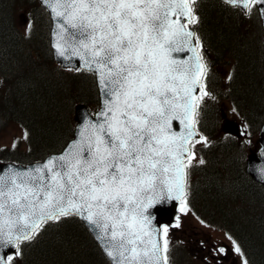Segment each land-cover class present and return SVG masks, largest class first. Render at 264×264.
Instances as JSON below:
<instances>
[{
  "label": "snow or ice",
  "instance_id": "1",
  "mask_svg": "<svg viewBox=\"0 0 264 264\" xmlns=\"http://www.w3.org/2000/svg\"><path fill=\"white\" fill-rule=\"evenodd\" d=\"M44 2L63 19L58 26L69 41L84 50L81 59L90 69L94 64L92 70L106 81L104 119L89 124L63 155L37 166L34 174L0 175V264L22 258V246L33 242L43 226L72 216L98 230L97 239L114 264H167L168 242L151 238L146 213L154 202H185V169L196 159L189 148L197 136L200 97L195 93L199 88L201 96L208 95L200 37L188 27L199 23L197 0ZM225 2L242 5L246 14L249 5L264 6V0ZM181 51L192 55L187 60L171 56ZM172 119L180 120L186 132L166 135ZM201 141L206 137L195 144ZM167 173L172 176L164 178ZM229 240L243 256L239 244ZM8 248L14 251L6 254Z\"/></svg>",
  "mask_w": 264,
  "mask_h": 264
},
{
  "label": "trees",
  "instance_id": "2",
  "mask_svg": "<svg viewBox=\"0 0 264 264\" xmlns=\"http://www.w3.org/2000/svg\"><path fill=\"white\" fill-rule=\"evenodd\" d=\"M195 8L200 19L197 30L213 62H253L251 44L263 41L260 23L254 30L259 31V35L254 32L252 42L253 30L248 29L247 20L238 8L221 0H197ZM22 11H26L30 19L26 29L20 23ZM50 26L49 14L38 0H0V132L16 123L25 131L26 137L23 149L18 145L12 149L0 147V160L29 163L61 151L74 135L76 104L98 103L93 73L63 69L55 62L50 46ZM259 49L262 67L263 45L260 44ZM262 73L264 77L263 69ZM236 84H239L238 88H232ZM244 87V80L233 78L231 97L237 106L244 107L245 104L251 109L244 114L255 113L251 96L255 93L261 101L259 92ZM244 92L247 95H243ZM233 93H239V96ZM202 124L205 134L211 135L210 123ZM210 165L209 162L198 169L189 168L191 201L193 198L195 202V195L217 226L237 239L249 264H264V244L260 245L254 239V235L264 229V188L246 174L244 167L238 170V177L227 175V185L224 186L221 171L220 177H214L213 173L220 168L213 167L215 170H212L208 168ZM76 224L82 227L105 262L110 264L88 229L75 216L43 226L33 242L22 246V258L15 259L12 264H87L89 260L82 259L88 253H79L86 250V244L81 237L71 234L70 228ZM49 239H53L51 244Z\"/></svg>",
  "mask_w": 264,
  "mask_h": 264
},
{
  "label": "rangeland",
  "instance_id": "3",
  "mask_svg": "<svg viewBox=\"0 0 264 264\" xmlns=\"http://www.w3.org/2000/svg\"><path fill=\"white\" fill-rule=\"evenodd\" d=\"M22 12L20 23L21 27L26 29L30 19L26 11ZM257 28L258 18L257 15H253L248 26L249 30H253L252 42H254V32L259 35L260 28L259 31H254ZM254 43L251 44V57L254 58V63L245 62L242 64V61H234L233 72L235 78L245 81V89L260 92L264 90V77L262 67L259 63L260 40ZM231 68L232 64H228L215 69L217 74L212 78L214 86L211 80V86L215 92L213 96L204 98L201 103L203 123H210L209 130L212 131V134L209 135L206 142L201 141L199 144H196V159L193 160V164L201 165L198 163V160L202 158L205 161V165H209V162L211 163L210 169L212 170L213 167L215 169L220 168V170H240L248 154L258 148L257 132L264 120V102L258 101L255 93H253L251 97L253 98L254 107L252 108L255 113H245L244 118L247 121V125H245L242 112L247 111L244 107L236 106L228 96L229 91L226 90L231 87V82L228 81ZM232 88L237 89L238 87L233 86ZM238 94L236 93L234 95L239 96ZM259 94H261L260 96L263 95L262 93ZM243 95H247V93ZM259 113H263V115ZM225 118L235 119L242 123L244 129L242 138L237 139L222 131ZM15 145H18L20 149L26 146L25 131L19 124L11 123L0 132V147L12 149ZM212 151L214 152L211 153ZM211 157L214 158L213 161L210 160ZM194 198L195 202L192 198V201L189 199L186 204H182V208L177 215V218H179V227L173 229L167 227V234H163L164 241L167 240L168 242V251L166 253L168 256V264H243L244 258L235 252L234 245L229 240V236L234 241L236 239L225 229L219 228L217 223L208 216L209 213L205 212L201 207L195 195ZM192 204L195 207H192ZM247 228L249 229V227ZM70 229H72L71 234L74 237H81L84 244H86V250L79 252L88 253V256L83 257L82 260L88 259L89 261L87 262L90 264H107L99 254L100 252L97 247L91 243V239L88 238L79 224H76ZM254 239L260 245L264 244V229H261L259 234H255ZM52 242L53 239L48 240L49 244ZM221 248L225 249V253L219 252ZM20 263L17 262V264Z\"/></svg>",
  "mask_w": 264,
  "mask_h": 264
},
{
  "label": "water",
  "instance_id": "4",
  "mask_svg": "<svg viewBox=\"0 0 264 264\" xmlns=\"http://www.w3.org/2000/svg\"><path fill=\"white\" fill-rule=\"evenodd\" d=\"M40 3L47 9V11L50 14L51 20H52V27H51V46L53 49L54 58L58 63H61L63 67H72L74 69L81 68L86 71H90L95 74L96 80H97V86L99 89V95H100V108L92 114L86 104L80 103L77 104L75 107V121H76V127L74 132V137L67 143V145L64 147V149L57 153H52L48 156H46L43 160L28 163V164H17V163H3L0 162V175H11L12 173H26L29 175L34 174V169L37 166L44 165L50 158L53 157H59L63 155L71 146L72 144L80 139V133L82 130H87L89 124H99L103 121L104 117L100 115L101 111L104 109V102L107 98V87L106 81H102L100 77L99 71H95L92 69H95V65H91V69L89 65L85 64L84 60L81 59V56L84 55V50L80 48L78 45L71 43L69 41L68 33L64 32L63 29H61L58 25L60 23H63V19L59 16H57L53 11L52 7L49 6V4L45 3L44 0H39ZM225 2V0H223ZM257 5V4H256ZM243 9L244 13H246V10L243 8L242 5L239 6ZM260 16L262 19L263 24V30H264V6L257 5ZM59 10V9H58ZM176 17H172V19H175ZM183 19V18H182ZM191 28V27H189ZM74 31V30H73ZM58 45V47H57ZM76 49V52H73V49ZM63 53V54H61ZM192 54L188 51H181V52H173L171 53V56L177 60H187L188 57H190ZM200 89H197V92L195 93L197 96H199ZM177 103H182V101L177 99ZM197 103V102H196ZM177 114L182 116V109L177 108L176 109ZM225 131L234 133L237 135H240L239 125L232 120L226 121ZM175 132L177 134V137L180 134H183L186 132L184 124L180 123V120L172 119L169 121V126L166 129V135H171V133ZM87 134V131L85 132ZM202 136L201 132L197 130V136L193 139H199ZM192 141V142H193ZM259 143L260 148L258 153L253 152L249 154L246 164V171L249 175H251L256 181L260 182L264 186V124L261 127V130L259 132ZM190 148V144H189ZM191 150V149H190ZM186 155V154H185ZM187 172V168L185 169ZM172 173L165 174L164 178L171 177ZM159 183V181H157ZM187 192V189H186ZM181 201L174 200V199H168L165 200L163 203H157L154 202L152 207H150L147 210L146 214H150V220L151 223L149 226H147L146 230L149 232H152V239L158 240L161 244V228L163 224H169L173 222L174 217L177 213L179 203ZM78 217V216H76ZM88 228V230L91 232L95 240L100 245L103 253L106 255L104 248L102 244L104 242L97 239L98 230L92 225L78 217ZM155 229V231H152ZM145 242L149 239V237H145ZM14 251V249L8 248L4 249V252L6 254H11ZM106 257L109 259L111 264H114L113 260L106 255Z\"/></svg>",
  "mask_w": 264,
  "mask_h": 264
},
{
  "label": "bare ground",
  "instance_id": "5",
  "mask_svg": "<svg viewBox=\"0 0 264 264\" xmlns=\"http://www.w3.org/2000/svg\"><path fill=\"white\" fill-rule=\"evenodd\" d=\"M3 33V32H2ZM213 62V61H212ZM218 63H222V62H220V61H218V60H216V61H214L213 62V64H218ZM33 84V83H32ZM234 86H239V84H236V85H234ZM261 87V86H260ZM263 91L264 90H262V91H260L259 93H262L263 94ZM36 95V94H35ZM261 94H259V96H260ZM263 96L264 95H262V96H260V100L261 101H263L262 100V98H263ZM264 99V98H263ZM251 106H252V104H251ZM252 107H254V106H252ZM244 109L247 111V112H251L250 110V108H248L245 104H244ZM236 151V150H235ZM214 151H212L211 153H213ZM237 153V152H236ZM223 155V154H222ZM246 164H247V159L245 160V162L243 163V165H242V167H244V170H245V172H246ZM209 169L211 168V167H208ZM209 169H207V170H209ZM213 170H215V169H213ZM221 171V174H222V177H223V181H222V183H223V185L225 186V183H226V185H227V175H230L231 177H238V176H240V173H239V171L238 170H234V171H229V170H220V169H218V171H214L213 173H215L214 174V176L216 177L217 175H219V172ZM219 177H220V175H219ZM212 180H214V178L212 177ZM214 194V193H213ZM207 206L208 207H211V204L210 203H208L207 202ZM195 207V206H194Z\"/></svg>",
  "mask_w": 264,
  "mask_h": 264
}]
</instances>
